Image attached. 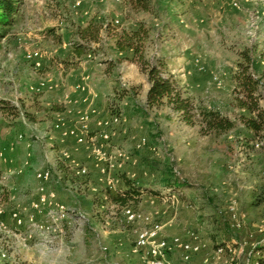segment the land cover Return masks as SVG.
<instances>
[{
    "label": "rangeland",
    "instance_id": "obj_1",
    "mask_svg": "<svg viewBox=\"0 0 264 264\" xmlns=\"http://www.w3.org/2000/svg\"><path fill=\"white\" fill-rule=\"evenodd\" d=\"M21 1L14 24L0 29V101L16 110L13 115L0 111V143L6 129L12 133L8 134L12 142L21 135L22 140L33 142L34 151L47 155L51 147L46 145V128L55 116L50 108H63L61 96L66 87L61 95L55 89L35 92L33 88L41 80L53 86L66 75L79 78L87 74L90 87L98 94L101 119L117 115L119 121L103 128L115 132L111 143L109 133L111 152L104 156L115 166L106 176L109 181L101 179L100 190H91L94 184L88 187L89 193L85 190L84 197L92 199V204L87 200L83 207L63 203L70 209L72 226L62 222L61 231L51 234L48 241L31 231V213L21 191L0 177V194L2 188L9 194L6 201L0 200V264H146L147 249L136 247L135 239L138 232L155 224L160 226L157 240L170 244L177 237L200 244L201 250L187 262L182 261L178 248L170 246L166 256L175 264H247L253 248L264 242V131L255 133L248 128L246 120L256 113L238 107L233 74L237 63H246L248 56L252 75L260 83L258 104L264 109V0H153L154 13L135 11L125 0ZM111 10L121 12L127 22L144 20L152 26L147 48L151 60L172 48L174 34L183 45L179 54L189 50L184 46H191V74L197 77L193 87L185 77L176 83L178 88L193 104L230 119L233 127L203 135L198 125L183 123L167 107L145 111L143 83L125 79L115 69L108 71L111 49L105 33L101 43H91L82 58L72 57L76 40L72 33L77 25L91 17L118 25L114 21L118 18L106 15ZM30 50L41 54L37 67L25 59ZM104 71L108 74L103 76ZM200 76L205 78L202 87ZM141 139H145L143 146H139ZM85 170L79 179L67 177L64 187L75 180L88 183L92 172ZM168 170L192 189L195 202L185 212L187 224H179L177 217L167 222L159 215L161 206L166 213L170 210L169 203L144 198L135 207L120 208L109 202L107 192L121 186L122 175L151 184ZM52 176L54 184L61 182L62 177ZM255 199L260 204L251 206ZM125 208L150 219L128 221ZM12 212L21 214L22 224H15ZM222 243L232 251L218 255L217 246Z\"/></svg>",
    "mask_w": 264,
    "mask_h": 264
},
{
    "label": "crops",
    "instance_id": "obj_2",
    "mask_svg": "<svg viewBox=\"0 0 264 264\" xmlns=\"http://www.w3.org/2000/svg\"><path fill=\"white\" fill-rule=\"evenodd\" d=\"M172 6H174V3H171L170 11H172ZM163 7H165V5H163L162 8ZM108 13L109 14L106 15L111 17V19H119H115L114 21L118 22L120 28L128 27L133 24L132 22H127L121 12L111 10ZM186 31L188 32L189 30L185 29V32ZM161 35L164 36V33L161 32ZM172 37L174 38L170 39V41H174L170 45L172 48L166 53H164L162 50L160 56L161 59H163L166 63L167 74L165 76L170 75L177 84L187 77V79L191 81L190 86L193 87V84L195 83L193 80L196 79L194 77H197V74H191V68L194 66L192 60L190 59L191 46H184L189 50L185 53L179 54V50L183 48V45L179 44V40L175 34ZM105 39L108 41L107 45H109L111 49V55H109L107 61L108 63H106L109 64V66H107L108 71L115 69L118 72H122L125 79L128 77L129 79L131 78V81L133 82H142L145 101V95L148 89V83L145 74L140 71L139 67L135 63L126 60H120L123 54L117 52L114 49L113 40L111 37H106ZM166 42L168 43L169 41ZM171 53L176 54L172 56ZM105 71L103 76L108 74L106 73L107 71ZM67 77L68 76L66 75L65 79H60V83H53V88L51 89H55L56 93L61 95L63 86L66 87L65 93H63V96H61L63 99L61 100L63 103V111L55 112V116H52L49 124H47L46 145L51 147L48 150L47 155H41L39 151H34L33 142L25 139L22 140L21 135L17 136L18 140L16 143L12 142V137H9V135L12 133L7 132L6 129L4 130V133H7V135L3 139L2 143H0L1 179L6 180L7 183H10L12 189L18 188L21 191L20 197L25 199L23 201H26V205L30 210L29 212L34 215V218L37 221H43L44 215L43 212H34L30 207V203L38 199L37 186L39 185V181L35 178L36 172L49 169L52 173H55L58 178L62 177L61 182L58 181L59 183L56 182V184H54V181L51 180L45 185L46 190H52L54 192V198L52 199L53 203L69 202L77 207H83L84 200H87L89 204L93 203L92 199L84 197L85 190L87 193H89L88 187L90 185L92 186V184H94V187L90 188L91 190H100L99 181L105 178L108 182L109 180L106 176H108L112 170L108 166L110 162H108L104 156L111 152V146L107 143V139H109L111 134L109 143L115 141V132L111 133L110 130L109 132L105 131V129L98 126V121L101 120L102 117L99 111H97L98 94L90 87L91 79H89L87 74L82 75L79 78ZM129 79L127 80L128 82ZM204 80L205 78L200 76L199 82H201V85L195 84V86L199 87L200 85V87H202ZM76 84L83 85L84 90L76 91L74 89ZM92 110H94V113H92ZM84 114L88 115V119L86 121L87 131L84 134V141L82 143H78L72 136L63 135L64 131L73 127H78L81 123L80 116ZM63 165L68 169L67 175H65L62 171ZM79 168L87 169L88 173L92 172L91 175H88L90 179L88 183L79 182L77 184L75 180L74 184L69 185L68 188H65L64 186L68 182L67 177L70 176L75 179H79L81 175L76 173ZM122 188L124 189L125 187L121 182V186L111 190L110 192L114 193L116 190H120ZM165 192L166 190L163 189L160 191L161 194ZM191 192L192 189L190 187H184L180 191V194L183 197H177L176 199H163L161 196L157 197L153 196L149 192H145L141 197V203L144 201V198L150 200L153 199L156 202L161 201L162 205L169 203L171 207L168 205L167 206L170 208V210L166 213L162 210V207L165 208V206H161L159 209V215L162 216L163 219H166L167 222L168 220H174L175 217H177L176 221H178L179 224H187L189 221L187 220L188 217L185 212H187V209L191 208V206L188 205L195 202L191 198ZM197 213L200 212L198 211ZM64 223H66V225L69 227L72 226L71 219L67 218Z\"/></svg>",
    "mask_w": 264,
    "mask_h": 264
},
{
    "label": "trees",
    "instance_id": "obj_3",
    "mask_svg": "<svg viewBox=\"0 0 264 264\" xmlns=\"http://www.w3.org/2000/svg\"><path fill=\"white\" fill-rule=\"evenodd\" d=\"M125 1L135 11L154 13L153 0ZM21 3V0H0V29H7L14 24ZM102 33L111 37L114 49L123 54L120 60L135 63L140 71L145 74L148 83L144 103L145 111L167 107L183 123L189 126L198 125L200 133L203 135L209 133L220 134L233 127V122L220 115L217 110L197 106L193 104L188 96H184L172 77L170 75L165 76L167 70L163 59L155 58L151 60L147 56V48L151 42L152 26L144 20L120 28L119 25H113L111 21L102 22V20H97L96 17H91L84 25H77L72 33L76 40L72 43L70 55L76 59L85 55L90 49L91 43H101ZM246 59V63H237V70L233 74L235 82L233 94L239 108L249 113H256L255 118H248L246 123L250 130L257 133L264 131V109L259 106L256 96V91L260 87L259 80L252 75L248 56ZM0 103H2L0 104V111L3 114L8 112L13 115L15 113L16 110L13 106L4 105L6 103L4 101H0ZM50 109H54V112L63 111V108ZM62 171L65 175L68 174V169L64 165ZM121 180L124 183V189L116 190L114 193L107 192L109 202L120 208L135 207L141 201V197L145 192L159 197L161 189L176 192L177 197L182 198L180 191L186 187L184 181L174 176L171 170L164 172L162 178L151 184L130 179L125 175L121 176ZM1 191L3 192L0 194V200L5 199L6 201L9 194L3 188ZM259 201V199L252 200L251 206H258ZM224 245L222 243L217 248ZM248 264H264V242L253 248Z\"/></svg>",
    "mask_w": 264,
    "mask_h": 264
},
{
    "label": "built area",
    "instance_id": "obj_4",
    "mask_svg": "<svg viewBox=\"0 0 264 264\" xmlns=\"http://www.w3.org/2000/svg\"><path fill=\"white\" fill-rule=\"evenodd\" d=\"M40 58L41 54L37 50H30L25 54V59L32 62L36 67L39 66ZM52 88V85L48 84L44 80H41L33 88V91L40 92L42 90ZM74 89L76 91H82L84 90V86L81 84H76L74 86ZM92 113H94V110H92ZM87 119V114L81 115L80 125L78 127H73L69 130L64 131L63 135L72 136L78 143H82L84 141V134L87 131ZM118 121L119 117L117 115H113L108 119L99 120L98 126L102 128H109L111 125L118 123ZM144 144L145 139H141L139 142V146H143ZM255 145L258 146L257 143ZM108 166L110 168L115 167L112 163H109ZM76 173L82 175L86 173V170L84 168H79ZM35 178L39 181V185L37 186L38 199L31 202L30 207L36 213L43 212L44 219L43 221H37L35 220L34 215L31 213L28 216V223L31 231L40 236L42 241H46L51 234L55 233L56 231H61L62 222L67 220L70 209L63 203H53L52 199L54 198V192L52 190H46V183L52 180L51 170L46 169L36 172ZM161 197L163 199H176L177 193L166 190V194L162 193ZM233 211L234 208L231 207L230 212ZM2 212V209H0V214H2ZM123 213L126 219L131 222H134L136 220L147 221L150 219L149 215L140 214L139 212L134 211L131 208H125ZM232 216L234 217V214H232ZM11 218L16 225L22 224L23 218L18 212H12ZM0 225H2V223H0ZM159 230L160 226L158 224H155V226L151 227L150 230L138 232V234L136 235V247L147 249L146 254L148 257L146 264H175L173 260L169 259L166 256V252L170 250V246L176 247L181 251V259L183 262H187L192 254H195L201 250L199 243L183 241L177 237H173L170 241V244L167 240H157L156 237ZM224 251L231 252L232 248L228 246L225 249L223 247H218L216 253L218 255H221ZM2 256H4V254H2ZM207 264H215V262H208Z\"/></svg>",
    "mask_w": 264,
    "mask_h": 264
}]
</instances>
